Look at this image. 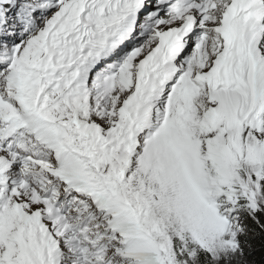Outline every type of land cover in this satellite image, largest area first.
I'll return each instance as SVG.
<instances>
[{
  "label": "rangeland",
  "instance_id": "rangeland-1",
  "mask_svg": "<svg viewBox=\"0 0 264 264\" xmlns=\"http://www.w3.org/2000/svg\"><path fill=\"white\" fill-rule=\"evenodd\" d=\"M31 88L33 93L40 90L39 85H32ZM118 96L119 94H115L114 98ZM69 114L83 126L99 128L104 137L114 127L115 118L111 115V107L100 108L96 102L91 104L89 109H83L77 114L73 112ZM65 116L68 114L60 116V126L70 124L71 121ZM206 150L219 159L215 162L212 174L214 182L233 193L241 187L243 191L241 193L242 214L238 206L234 215L236 219L234 223L228 222V219L221 220L199 200L193 199L190 194L183 195L184 188L181 184L162 185L161 180L164 177L162 172L158 173L148 169L147 164L132 168L130 176L134 184L123 186L120 193L125 200L133 204L136 209L138 206L145 214L142 221L152 232L154 240L142 250V253L148 254L150 264L177 263L173 254L174 243L166 237L170 230L169 227L163 222H161L160 230L157 226L156 218L159 210H165L162 213L165 214L164 216L176 217L191 223L192 231L196 229L200 237L204 235L209 240L220 241V247L224 244L235 246L238 241L237 234L250 233L252 228L247 224L249 218L255 224H259L253 218L257 212L264 213V198L260 193L259 183L252 181L250 174H256L255 179L264 182V132L260 133L259 130L251 129L250 126L240 124L239 120L232 119L231 125L224 126L218 134L208 139ZM223 151L227 153L224 157L221 156ZM106 158L109 165L106 172L118 170L117 168L121 166L126 167L128 160L126 155L119 152L113 154L108 152ZM180 195L184 197L180 198ZM194 239L196 240L195 237Z\"/></svg>",
  "mask_w": 264,
  "mask_h": 264
},
{
  "label": "trees",
  "instance_id": "trees-1",
  "mask_svg": "<svg viewBox=\"0 0 264 264\" xmlns=\"http://www.w3.org/2000/svg\"><path fill=\"white\" fill-rule=\"evenodd\" d=\"M255 177L256 174H250V179L259 183V190L264 198V182H259ZM164 211H158L156 222L160 229L161 222L170 229L166 237L174 243L173 254L174 259H177L175 264H264V213L257 212L253 218L259 224H255L250 218L247 220L248 226L252 228L251 232L237 234L235 246L224 244L220 247V241L209 240L204 235L200 237L196 229L191 230V223L164 216ZM181 229L184 231L181 232Z\"/></svg>",
  "mask_w": 264,
  "mask_h": 264
},
{
  "label": "bare ground",
  "instance_id": "bare-ground-1",
  "mask_svg": "<svg viewBox=\"0 0 264 264\" xmlns=\"http://www.w3.org/2000/svg\"><path fill=\"white\" fill-rule=\"evenodd\" d=\"M135 37L134 40H137ZM235 95L231 94H218L216 108L219 113H228L229 116H240L243 112V108L238 105V102L234 100Z\"/></svg>",
  "mask_w": 264,
  "mask_h": 264
}]
</instances>
